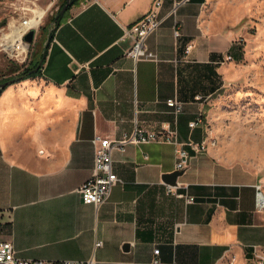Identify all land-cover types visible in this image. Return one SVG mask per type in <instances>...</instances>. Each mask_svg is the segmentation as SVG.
<instances>
[{"label": "crops", "instance_id": "0c3cea01", "mask_svg": "<svg viewBox=\"0 0 264 264\" xmlns=\"http://www.w3.org/2000/svg\"><path fill=\"white\" fill-rule=\"evenodd\" d=\"M151 1L77 0L52 30L37 72L0 90V239L16 256L91 257L94 264H151L154 257L159 264L264 260L256 180L216 162L209 148L189 151L188 167L175 179L174 193L186 192L192 203L165 192L162 176L174 171L173 147L166 143L113 151L112 170L122 183L95 209L79 199L93 135L116 139L134 119L156 130L171 121L166 99L182 104L172 125L180 141L207 138L206 124H187L200 112L205 117L211 96L224 85L229 61H219L234 60L240 33L207 24L205 0H188L167 17L171 0H163L164 18L144 41L157 61L134 62L122 27ZM188 43L193 46L184 55ZM94 241L100 244L92 248Z\"/></svg>", "mask_w": 264, "mask_h": 264}, {"label": "built area", "instance_id": "2783aa9c", "mask_svg": "<svg viewBox=\"0 0 264 264\" xmlns=\"http://www.w3.org/2000/svg\"><path fill=\"white\" fill-rule=\"evenodd\" d=\"M188 0H171L170 8L165 17L174 15L177 7ZM57 0H0L2 5L8 12V19L0 26V54L6 59L15 61L22 65L27 59L29 48L32 44L35 32L46 14H52L56 10ZM163 0H152L148 10L136 21L124 25L123 36L129 39L130 48L126 55L134 62L137 61H157L154 52L147 49L145 39L153 33L160 25L164 17L159 16ZM31 30L32 38L30 42L23 40L24 34ZM173 35L178 36L179 31L173 30ZM192 44L188 43L184 47V55H187L192 48ZM231 60L230 55H226L224 61ZM165 105L169 108L171 121L162 122L156 130H145L138 126L136 119L133 121V127L129 132H123L116 139L100 138L93 135L92 144V161L88 177L83 180L76 192L83 204H89L94 209L108 201L111 189L114 185L121 184V179L112 170L111 153L118 151L124 152L127 145H140L144 143H166L173 147L174 155V171H185L190 160V153L205 152L213 144V139L207 138L200 142L180 141L175 129L172 127L176 116L181 112L182 104L175 98L166 99ZM205 118L200 112L193 121L188 122L187 126L193 128L196 125H205ZM180 185L176 182L174 185L165 184V192L174 194L178 198H182L185 203H192L194 197L184 193H174L175 187ZM186 188V185H181ZM254 189V206L258 211L264 212V192L260 183H253ZM99 241H94L93 247H97ZM158 248L153 249L154 256L158 254ZM159 260L154 257L151 264H159ZM263 264L261 259L257 262ZM0 264H94L91 257L84 260L70 259H41V258H20L15 255L9 241L0 239ZM225 264H234V259L230 258Z\"/></svg>", "mask_w": 264, "mask_h": 264}, {"label": "rangeland", "instance_id": "374dc122", "mask_svg": "<svg viewBox=\"0 0 264 264\" xmlns=\"http://www.w3.org/2000/svg\"><path fill=\"white\" fill-rule=\"evenodd\" d=\"M63 1L57 0L56 10ZM52 14L41 20L22 65L0 54V78L12 76L14 69L36 60ZM6 19L8 12L0 5V26ZM203 19L213 27L233 26L240 33L236 38L238 59L229 60L223 69L224 85L211 96L205 113L215 140L209 149L216 162L254 178L264 192V0H205ZM259 259L251 263L245 259V264H258Z\"/></svg>", "mask_w": 264, "mask_h": 264}, {"label": "water", "instance_id": "95a60500", "mask_svg": "<svg viewBox=\"0 0 264 264\" xmlns=\"http://www.w3.org/2000/svg\"><path fill=\"white\" fill-rule=\"evenodd\" d=\"M71 2V0H64L63 3L60 5V7L52 14L51 16V20L49 22V27L47 28L45 34L43 35V39L41 41V45H40V48H39V52H38V56L36 58V61H35V65L32 69V71H35L39 65H40V62L43 58V55H44V51H45V48H46V45L48 43V40L50 38V35H51V32L52 30L54 29L56 23H57V20H58V16L60 15V13L63 11V9ZM32 38V31L29 30L27 31L24 36H23V40L25 42H30ZM18 78L17 77H12L8 80H5V81H2L0 82V88L4 87L5 85L17 80ZM182 174L181 171H172L170 173H167V174H164L162 176V180L168 184H171V185H174L175 184V179L177 176H180ZM127 247V246H126Z\"/></svg>", "mask_w": 264, "mask_h": 264}, {"label": "trees", "instance_id": "16d2710c", "mask_svg": "<svg viewBox=\"0 0 264 264\" xmlns=\"http://www.w3.org/2000/svg\"><path fill=\"white\" fill-rule=\"evenodd\" d=\"M76 2H77V0H71V2L63 9V11L57 17L58 20H57L56 25L64 18L65 14L67 13L68 8L71 5L76 4ZM237 49H236V53H235L233 59H238ZM35 61L34 60H29L28 63H27V66H23V67L19 68V70L18 69H14L12 72H15V73L12 76H8V77L3 78V79L0 78V82L8 80V79H10L12 77H17L18 79H22V78H25V77L33 76L37 72V69L35 71H32V69H33V67L35 65ZM1 89L2 88H0V90Z\"/></svg>", "mask_w": 264, "mask_h": 264}, {"label": "bare ground", "instance_id": "6f19581e", "mask_svg": "<svg viewBox=\"0 0 264 264\" xmlns=\"http://www.w3.org/2000/svg\"><path fill=\"white\" fill-rule=\"evenodd\" d=\"M210 139H212L211 137H210ZM213 144H215V140H213ZM214 145H211V147H213Z\"/></svg>", "mask_w": 264, "mask_h": 264}]
</instances>
